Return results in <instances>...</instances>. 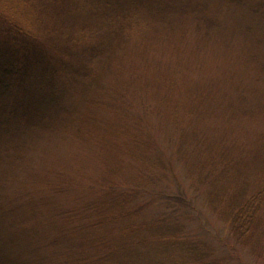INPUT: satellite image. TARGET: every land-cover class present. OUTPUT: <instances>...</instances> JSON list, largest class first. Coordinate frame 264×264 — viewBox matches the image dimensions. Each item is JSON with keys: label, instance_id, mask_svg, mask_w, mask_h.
<instances>
[{"label": "rangeland", "instance_id": "obj_1", "mask_svg": "<svg viewBox=\"0 0 264 264\" xmlns=\"http://www.w3.org/2000/svg\"><path fill=\"white\" fill-rule=\"evenodd\" d=\"M166 1L173 6L167 15L153 17L142 8L134 21L127 16V27L113 37L108 50L112 61L98 60L105 74L100 80L107 84L101 91L106 94L93 86L96 92L91 96L102 99L108 94L111 103L98 106L94 99L77 100L69 107L77 110L65 115L57 132L32 137L20 155L0 154V264H74L75 252L92 254L96 240L79 229L77 242H66L71 251L67 257L58 253L62 240L55 235L63 224L54 214L70 204L72 196L73 203L80 198L78 205L85 204L84 186L92 180L102 184L118 177L129 186L137 185L133 194L127 193L128 209L130 201L145 202L141 192L149 196L174 192L178 181L191 194L195 188V206L202 211L204 226L180 222L183 230H201L202 237H191L202 238L218 252L221 242L215 230L222 226L220 213L227 200L235 205L254 197L248 203L254 201L255 216L257 207L264 210V193L259 195L254 184L264 175V100L252 96L264 93V0ZM104 119L106 129L100 124ZM103 136L108 138L107 148ZM135 139L141 145L131 153L128 143L133 145ZM157 151L174 175L159 163ZM154 160L158 165L151 169ZM195 165L206 167H200L203 175ZM157 174L159 183L151 185L150 175ZM61 175L66 181L59 180ZM204 175L215 179L212 186L201 184ZM66 183L72 186L71 193H54L52 187ZM214 184H219L218 191L227 187L229 199L213 204L217 196L208 192L215 191ZM113 207L108 203L107 209ZM162 216L163 212L145 215L150 223ZM91 222L92 218L79 227ZM88 230L103 229L96 225ZM111 230L114 240L119 235ZM51 241L54 246L48 244ZM179 248L176 263L187 254L181 253L185 247ZM240 251L237 264H260L252 254ZM152 252L145 243L127 254L146 261Z\"/></svg>", "mask_w": 264, "mask_h": 264}, {"label": "trees", "instance_id": "obj_2", "mask_svg": "<svg viewBox=\"0 0 264 264\" xmlns=\"http://www.w3.org/2000/svg\"><path fill=\"white\" fill-rule=\"evenodd\" d=\"M142 8L153 17H161V13L167 15L173 6L166 0H0V154L20 155V150L25 149L32 137L41 138L57 132L65 124V115L77 110L69 108L75 107L77 100L94 99L98 106L111 103L108 94L102 99L91 96L93 91L96 92L95 87L91 89L93 86L106 94L101 89L107 84L104 86L105 81L100 80L105 74L99 70L97 62L112 61L108 50L113 37L122 34L123 26L127 27V18L133 20ZM106 66L105 69L108 68ZM252 96H258V101L264 100V93L260 96L256 91ZM100 124L102 129L108 125L106 119ZM101 138L107 148L108 138ZM140 145L135 139L133 145L128 143L127 151H138ZM146 149L152 151V145L149 144ZM156 154L162 158L158 159L159 163L174 175L161 152ZM127 157L130 158L128 153ZM149 165L154 169L158 164L154 160ZM195 167H199L200 174L206 170L204 166ZM144 175L142 173V178ZM62 176H58L59 180L63 178L66 181ZM150 177L151 185L159 183L158 174L157 177ZM208 178L204 175L200 179L206 188L212 186L215 180ZM70 180L82 182L80 178ZM254 184L258 187L257 193L262 195L264 175ZM177 185L174 192L160 191L150 196L141 192L139 197L145 202L133 205L130 201L128 209L127 193L134 192L132 188H137V185L129 186L126 180L118 177L109 178L102 184L97 180L88 181L84 186L85 204L78 205L80 198H75L73 203L76 196H72L70 204L54 211L63 224L55 235L62 240L58 253L67 257L71 251L66 249V242H77L76 232L79 229L96 242H93L95 249L89 256L78 252L75 256L72 252L71 257L74 255L76 259L74 264H237L242 260V249L264 264V210L257 207L258 214L255 216L256 211L252 210L254 201L248 203L254 197L233 205L228 203L227 187L218 191L219 184H214L216 192H208L217 196L211 201L213 204L227 200V206L220 213L222 226L220 230H215L221 242V251L218 252L207 246L202 238L191 237L193 234L202 237L199 235L201 230H183L181 220L200 228L204 225L201 224L202 211L195 206L196 189L191 194L179 181ZM59 186L52 187L54 193H71L70 183ZM108 203H112L115 210L107 209ZM162 212V218L154 223L145 217ZM173 214L179 217H167ZM91 218L94 222L79 227ZM96 225L103 230H88L95 229ZM133 227L137 230H131ZM111 228L119 235L114 240L110 237ZM202 231L207 234L210 230ZM126 242V245L120 246ZM145 243H149L155 252L146 261L129 257L132 253L127 254L128 251L134 252ZM48 244L54 246L52 241ZM178 246L185 247L186 250L181 253L187 254L176 263L174 257ZM180 248L177 250L180 251ZM131 258L135 261L128 260Z\"/></svg>", "mask_w": 264, "mask_h": 264}]
</instances>
